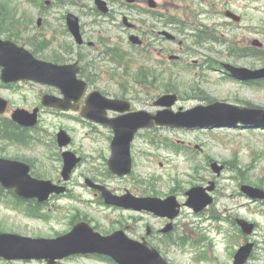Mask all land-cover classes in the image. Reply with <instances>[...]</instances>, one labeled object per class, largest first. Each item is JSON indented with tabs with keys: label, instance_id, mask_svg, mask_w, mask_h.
Listing matches in <instances>:
<instances>
[{
	"label": "rangeland",
	"instance_id": "1",
	"mask_svg": "<svg viewBox=\"0 0 264 264\" xmlns=\"http://www.w3.org/2000/svg\"><path fill=\"white\" fill-rule=\"evenodd\" d=\"M109 1L118 2L119 0ZM137 1L142 4V7H137L136 5L130 7L126 4L127 6H123L122 10L133 23L141 26V33L150 39L154 33L161 30L167 23L163 19L158 20V18L154 17L157 13L152 11L148 13L141 12L151 9L147 3L143 4L144 0ZM155 1L159 4L163 13H176L182 17L185 16L182 10L174 12L168 10V7H172L170 5L171 0ZM175 1L177 4L183 5V8H186V4L194 3L192 0ZM86 4L90 6V0H87ZM81 6L77 5L69 8L83 18L85 24L84 34L86 38L97 44L96 49H89L88 47L78 49L67 34L60 37L55 33L56 27L60 29L63 24L57 21L58 18L60 19L61 13L58 16L53 15V18L46 20L52 26L47 27L42 34L48 39L52 36H57L58 39L60 38L64 42L67 41L74 50L73 55L70 54V57L81 56L86 60L85 64L90 61L93 63L92 72L97 74V77L91 86L92 89H99L108 96L125 97L132 101L137 110L146 109L149 112L163 110L162 107L155 105V101L160 96L171 93H164L158 87L143 88L135 85L130 76L124 75L125 68L116 70V73L114 72L115 79L112 78V70L116 69L117 66L113 64L111 66L109 58H106L107 56H105L104 60H101L100 56L108 48H119L121 54L127 55L130 63L128 67L130 73L135 74L138 68L144 65L149 72L154 70L158 74L163 73L167 78L169 74V78H172L171 80L175 84L176 94L180 99L179 105L175 107L174 112H178L180 108L186 111L198 105L208 106L212 104V99L239 106L250 102L254 106L264 108V86L255 88L241 84L236 79L234 81L225 79L222 71H213L210 68V65L217 64L220 66L221 63H232L253 69L264 67V60L254 57L249 52H241L239 56L235 57L231 56L228 51L231 47L252 48L250 44L256 39L262 43L264 42V0H219V6L215 5L211 12L213 15L219 13L218 21L222 24V27L218 28L221 36L220 42H215L213 45H209L210 47L208 48H195L192 40L185 42V47L165 42L163 46L167 47L166 50L169 52H167L168 55L163 60V64H160L162 62L157 59V54H153V59L150 61L130 45L128 41L129 34H125L122 28L117 27L118 22L122 25L121 16L117 17L115 28L107 27L105 24L93 27L88 24L89 18L80 13ZM113 7L115 10L120 9V5L117 3L113 4ZM226 10H234L237 15L241 16L242 22L229 23L228 20L226 21L224 18ZM34 17L33 25L36 28V14ZM172 32L179 39L183 38L181 33ZM33 33L38 32L35 29ZM230 40L234 41L233 46L228 48L226 45H221L225 41ZM27 46L30 47L29 45ZM57 46L58 42H55L54 48ZM190 47L193 48V51H190ZM180 51L184 59L178 63H170L168 56L170 54L177 55ZM46 54H49V52ZM180 65H184L185 68ZM213 68L216 69L217 67L213 66ZM209 73L217 77H212ZM127 80L129 81L128 84L126 83ZM208 82L214 83H211V85ZM191 86H195V88L190 95H187L185 92ZM6 87L0 84V96L10 100L11 111L0 115V123L10 119L12 111L17 108H25L32 111L40 105V96L43 93L60 96L57 89L31 84H24L15 89ZM221 87H225V89H220ZM218 89L223 91H214ZM77 117L74 116V118ZM61 129L67 131L73 138L70 150L79 156L85 157V162L80 166L69 183L70 192L75 197L83 199V201H73L69 198L55 199L50 203V207L48 206L44 210V212L49 213L50 218L41 220L27 218L21 212L11 209L7 202L9 198L3 196L5 199L0 203V228L4 232L16 233L30 238L57 237V232H59V235L69 232L68 223L71 222L72 215L75 212L77 214L79 212L80 216L89 217L93 225L103 234H105L104 232L111 233L118 229H125L128 234L130 233V236L141 237L145 236L147 226H151L157 232L162 224L161 221L153 219L146 214H136L129 211L118 212L113 209L104 210L105 208L102 205L95 203L98 200L97 195L83 186L85 178L89 177L99 183L106 184L118 193L130 190L136 195H145L147 192H152V190H148L151 186L144 184L139 186L137 185V180L147 181L153 179L152 187L157 195H166L171 189H177V194H182L179 199L183 201L186 198L184 197V192L194 187L193 185L207 188L211 182H214L215 190L212 195L215 197V205L206 211L204 216L195 217L189 210H186L178 220L180 227L184 228L193 240L201 241L199 250L208 251L209 260L213 261L209 264H232L234 255L232 253H235L239 246L246 243V238L242 234V236L238 234L239 232L230 222L223 221V219L225 217H229L227 219L238 217L247 219L250 222H257L258 231L255 240L260 247L249 264H264V203L251 202L250 206L244 207L243 204L249 198L240 190L241 185L245 184L242 183L243 180H248L246 184L253 186L262 184L264 188V131L241 128L185 129L184 132L174 130H168L172 132H167L166 129L159 128L151 132L145 131L137 140V148L139 150L135 149L137 164L134 176L118 179L108 175L105 159L100 155V152L104 155L108 153L109 146L108 142H106V132L103 128L95 124L89 125L75 119L72 120L68 115H63L57 111L43 109L37 127L27 131V137L31 143L33 142L32 145L25 148L17 144L0 141V149H3L0 157H21L31 160L34 171L41 178L59 181L61 180L62 163L59 157L61 151L56 143V134ZM154 139L159 142L161 140H169L173 144H182L187 147L188 153L191 154L190 157L194 158V162L188 163L183 153H181L180 157H177L171 150L170 153H165L167 156L164 159L167 161L165 169L156 173V175L162 176V179L151 178V175L154 174L152 169L159 170L156 167V162L161 160V158H150L151 151L157 152L150 145L151 140ZM197 146H200L202 151H199L196 148ZM213 162L226 166V170L220 176H216L212 171L211 164ZM230 194L234 196L236 203L234 201L229 202ZM9 197L12 196L9 194ZM241 204L242 207L240 208ZM213 215L216 217L223 216V219L219 220V222H211L209 219ZM218 231L219 233H217ZM154 236L149 239L150 243L165 252L170 264H205L195 263L193 260L196 251H199L198 249L185 254L177 247L165 245L160 241L158 235ZM211 239L213 240L212 242H210ZM0 264L6 263L0 262ZM13 264L23 263L14 262ZM28 264L42 263L32 261ZM62 264L112 263L97 258L74 257L63 261Z\"/></svg>",
	"mask_w": 264,
	"mask_h": 264
},
{
	"label": "water",
	"instance_id": "2",
	"mask_svg": "<svg viewBox=\"0 0 264 264\" xmlns=\"http://www.w3.org/2000/svg\"><path fill=\"white\" fill-rule=\"evenodd\" d=\"M23 70L24 69H20L17 72H14L13 78L23 79L24 77H28L42 82L51 83L60 87L65 96L70 100L73 99L79 101L85 91V85L77 82L75 79L76 71L68 74L64 73L65 71H62L61 69L51 66H45V68L34 72ZM65 106L67 105L63 103L62 107L66 108ZM108 107L109 106L101 100L99 95L95 93L89 98L87 106L83 110V115L91 119H98L101 116L103 109ZM253 117L256 119H264V113H254ZM18 119L26 126H33L36 124L35 116L29 117L21 114L18 115ZM242 121L260 125L258 120L245 119ZM60 138H64V135H61ZM27 172L28 169L24 166L0 161V181L4 185L10 188L14 187L27 196L46 198L51 191L49 190L50 184L30 179ZM78 240L80 243H76ZM26 243L29 244L26 246L27 249L39 250L46 248L49 249L46 254L52 253L54 257L58 258L86 252H100L111 255L120 264H131L140 261L142 258V253L138 246L132 245V243L130 244L128 241L120 239L119 237L103 239L98 235H93L90 231L86 233L82 228H78L75 234L72 233L71 235L56 241L39 240ZM69 243H72V245H66ZM13 253H17V251L13 250L12 254ZM15 255L21 256L23 253Z\"/></svg>",
	"mask_w": 264,
	"mask_h": 264
}]
</instances>
